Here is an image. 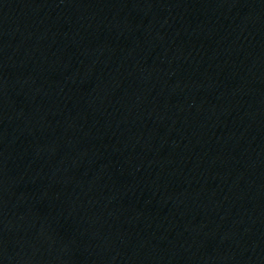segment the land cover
<instances>
[{"label": "water", "instance_id": "95a60500", "mask_svg": "<svg viewBox=\"0 0 264 264\" xmlns=\"http://www.w3.org/2000/svg\"><path fill=\"white\" fill-rule=\"evenodd\" d=\"M136 264H264V0H58Z\"/></svg>", "mask_w": 264, "mask_h": 264}]
</instances>
